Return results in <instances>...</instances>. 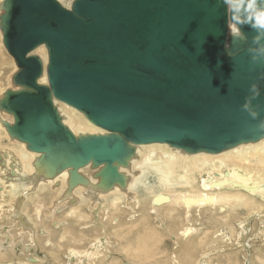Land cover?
I'll return each mask as SVG.
<instances>
[{"label": "water", "instance_id": "obj_1", "mask_svg": "<svg viewBox=\"0 0 264 264\" xmlns=\"http://www.w3.org/2000/svg\"><path fill=\"white\" fill-rule=\"evenodd\" d=\"M3 9L18 89L0 109L14 118L9 134L53 173L92 163L113 187L124 185L120 167L137 145L218 154L264 138V35L238 24L227 0H75L70 9L58 0H4ZM239 11L243 19L247 10ZM42 45L48 84L32 54ZM55 101L105 133L76 136Z\"/></svg>", "mask_w": 264, "mask_h": 264}, {"label": "bare ground", "instance_id": "obj_2", "mask_svg": "<svg viewBox=\"0 0 264 264\" xmlns=\"http://www.w3.org/2000/svg\"><path fill=\"white\" fill-rule=\"evenodd\" d=\"M58 1L65 8L70 9L75 0ZM3 2L4 0L0 2V18L4 14ZM231 31L236 32V28L231 26ZM0 48L7 52L3 45L1 20ZM32 54L43 60L44 75L39 82L48 84L46 46L38 47ZM11 59L15 68L9 77V87L0 88V101L9 89H18L13 82L18 66L12 56ZM55 104L63 123L76 136L105 133L104 130L93 125L82 112L58 101H55ZM13 123V116L0 109V223L4 226H2L4 232L0 231V264L38 263L37 260L29 258V261L23 263L18 258L19 263L12 262L11 257L15 251L4 247L3 238L11 239L16 234L20 240L15 245L22 243L24 238L32 241L33 244H37V241L43 238L42 246L52 245L53 249H56L57 243L53 242L55 239L53 235L59 234V230L60 233L62 232L58 240L59 244L66 243L71 238L70 228H65L67 222L56 219L59 214L62 213L76 222L88 220L91 215L81 212V208L86 206L87 211L92 214L93 221L81 230L96 228V225L106 229L107 227L102 224L104 217L112 220L111 225L114 222L117 228L121 220L119 217H123L127 209L135 210V213L136 209L144 210L146 209L144 202L147 199L150 200L151 214L158 218H163L162 212H164L168 218L177 220L180 218L178 213L185 212V220L189 225L182 227L178 235H174L166 227L167 223L161 222V228L175 240L177 249L180 248L178 243L180 239L187 241L198 233V229L190 224L193 210L217 209L221 214H229L231 210H247L246 216L236 224L237 248L241 251L247 250V254H250L249 249L254 240L250 234L254 223L257 222L260 226L258 233V228L256 229L254 238H264V138L218 154L205 152L192 154L165 143L137 145L128 164L120 167V172L125 177L124 185L108 187L99 177L102 166L95 167L92 163L76 172L73 169H65L57 173L50 171L41 154L28 150L26 143L9 134L6 125ZM195 174L200 176L198 188L194 187L197 181ZM178 184L187 185L190 189L173 192V187ZM156 186L161 187L163 191L156 192ZM45 195L52 196L49 206L45 205ZM44 210L48 212L44 216L45 221L52 223L54 227H60L59 229L51 230L46 223L40 228L38 221L42 222ZM144 214L141 221L147 220L146 212ZM120 227V230L123 229V224ZM108 236L107 233L98 236L90 251L70 249L68 264L78 262L90 264V261L96 264L93 262L94 259L101 257L102 249H106V245L110 243ZM9 250L13 253H9ZM51 252L54 251L43 253V256L45 254L47 257L45 263L38 257L43 264L49 263L50 255L56 256L55 252L52 254ZM220 252H204L198 264H208L211 258ZM140 255L141 253L134 258L138 259ZM173 259L179 264L176 255ZM113 260L110 264H116ZM133 263L122 261L121 264Z\"/></svg>", "mask_w": 264, "mask_h": 264}, {"label": "rangeland", "instance_id": "obj_3", "mask_svg": "<svg viewBox=\"0 0 264 264\" xmlns=\"http://www.w3.org/2000/svg\"><path fill=\"white\" fill-rule=\"evenodd\" d=\"M13 66L14 65L12 64L11 56L0 48L1 89H6L7 87H9V77L11 75V72L15 68H13ZM195 177L197 181L194 183V187L198 188L200 176L198 174H195ZM189 189L190 188L187 187V185L178 184L173 187L172 191L182 192ZM159 191H163V189L161 187L156 186V192ZM51 197L52 196L50 195H45V205H50V201L52 199ZM149 202L150 200L147 199L144 202L146 205V209H136V213L135 210L130 211L127 209V211L124 212L125 214L123 213V217H119V219H121L119 224H123L124 227L121 230L120 225L115 228L116 226L114 225V222L111 225L112 220L108 218L106 219V217H104V220L101 218L103 220H101L102 224L107 227L106 229L99 225H96V228L94 227L89 230H81V228L88 226V224L93 221L92 214L90 213V211H87L86 206H83L81 208V212L87 213L89 216L91 215L88 220L76 222L74 219L71 220V218H67L61 213L57 216L56 219L61 222H67V227L65 228H70V240L66 243L59 244L58 240L60 235L62 234V232L60 233L59 230V234L53 235V237L55 238L53 242L56 241L57 243L56 250L53 249L52 245L49 247L43 244L42 246L41 240L43 238H40L41 240H38L37 244L34 243V245H30L31 243L28 239L24 238V240H22L21 238L23 243L27 242L29 246V250H23L22 254L25 253V256H27L29 259L37 260L38 263L41 262L39 258H42L45 263V258L47 257L45 256V254L43 256V253L45 251L53 250L56 253V256L50 255L49 258L51 260H49L48 264H68V252L70 249L90 251V248H92V244L95 243L96 238H98V236H104V233H107V235H109L108 240L110 241V243L109 245H106V249H102V256L100 255L101 257H98L97 260L94 259L93 262H96V264H110L113 259L116 264H121L122 261H132L135 264H177L174 262L175 259H173L175 255L176 261L179 264H198L204 252H220L223 250L225 252L216 253V255L211 258L208 264H264V238H254L256 229L259 226L257 222L253 224V230L250 233L251 237H253L254 239L252 242L250 241L252 244V249H249L250 254H247V250L241 251L237 248L236 224L238 220H242L246 216V214L248 213L246 212L247 210H231L229 214H221L217 209H204L200 211L193 210L190 224L198 229V233L187 241L180 239L178 241V243H180V248L177 249V246L175 245V240L170 236V234H168L161 228V222H163V224L167 223L166 227H168V229L172 233H174V235H178V232L182 229V227L189 225L188 222L185 220V212H179L180 214L178 213V216H180V218H178L177 220L168 218L164 212H162V216L164 217L158 218L155 215L151 214ZM144 212H146L147 220L141 221L140 219L145 215ZM46 214H48V212L47 210H44L42 213V222L41 220L38 221L40 228L43 226V223H46V226L49 227L51 230L59 229L60 227L56 229L54 228L52 223L45 221L46 217L44 216ZM164 218H166V220H164ZM0 224V231L4 232L2 228L3 224ZM259 230L260 229L258 228L257 233L259 232ZM18 238L19 237L15 234L14 236H12L11 239L3 238L4 240L2 239V241L4 247L11 248V251L13 250V252L15 251V254L11 257L12 262L19 263V260L22 263L27 262L25 256H22V254L20 255V252L18 250L21 249L22 251V246H20L21 242L18 245H15L20 240V238ZM12 243L13 246H11ZM30 248L35 249V253L39 255V258L30 257L31 255H29V252H27L30 251ZM116 250L118 252H116ZM13 252H10L9 250V253ZM54 252H51V254ZM139 253H141L140 257L138 259L134 258L137 257ZM39 264H43V261ZM77 264L81 263L78 262ZM84 264L89 263L86 262ZM90 264H92L91 261Z\"/></svg>", "mask_w": 264, "mask_h": 264}, {"label": "clouds", "instance_id": "obj_4", "mask_svg": "<svg viewBox=\"0 0 264 264\" xmlns=\"http://www.w3.org/2000/svg\"><path fill=\"white\" fill-rule=\"evenodd\" d=\"M227 3L232 7L234 13V20L238 24L248 23L251 26L260 32L261 35H264V8H256V0H227ZM246 9L243 13V19H236V14L240 13V9ZM256 8L255 14H251V10Z\"/></svg>", "mask_w": 264, "mask_h": 264}, {"label": "built area", "instance_id": "obj_5", "mask_svg": "<svg viewBox=\"0 0 264 264\" xmlns=\"http://www.w3.org/2000/svg\"><path fill=\"white\" fill-rule=\"evenodd\" d=\"M54 228H59V227H54ZM31 244L30 245H34L33 243H32V241H29ZM24 244H25V246H24ZM21 246H22V251L23 250H28V248H29V246H28V243H21ZM22 251H20V254H22ZM27 252H29V255H31L30 257H39V255L38 254H36L35 253V249H32V248H30V251H27ZM23 256H25V253H23ZM41 257V256H40ZM25 258H26V261H28L29 259H28V257L27 256H25ZM42 259V258H41ZM41 263V262H40ZM37 264H39V263H37Z\"/></svg>", "mask_w": 264, "mask_h": 264}, {"label": "snow or ice", "instance_id": "obj_6", "mask_svg": "<svg viewBox=\"0 0 264 264\" xmlns=\"http://www.w3.org/2000/svg\"><path fill=\"white\" fill-rule=\"evenodd\" d=\"M0 2H2V0H0Z\"/></svg>", "mask_w": 264, "mask_h": 264}]
</instances>
